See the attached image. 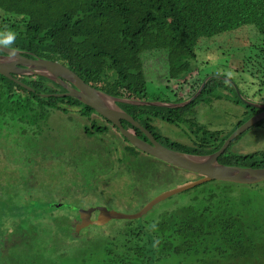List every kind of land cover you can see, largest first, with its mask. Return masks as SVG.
<instances>
[{
  "label": "trees",
  "instance_id": "trees-1",
  "mask_svg": "<svg viewBox=\"0 0 264 264\" xmlns=\"http://www.w3.org/2000/svg\"><path fill=\"white\" fill-rule=\"evenodd\" d=\"M247 25L258 30L264 45V0H0V40L6 39V33L15 34L14 42L7 46L26 52L28 57L34 55L58 60L90 85L112 95L147 101L181 102L194 95L202 84V80L196 77L195 82H191V90L185 95L165 85L163 88L171 89L176 95L174 100L150 97L145 65L148 54L158 53L160 61L168 67V78L181 80L197 71L195 61L201 41L217 38L228 42L233 38L236 42L242 35V28ZM235 31L239 32L238 37L230 35ZM14 77L31 89L0 74V138L2 132L9 131V134H20L24 144L38 137L47 141L58 139L53 135V126L48 125L47 121L53 109L67 113L70 107H78L80 113L89 120L94 113L100 117L93 108L74 97L53 95L65 92V89L46 77ZM216 87L221 91H231L234 98L229 99L247 108L245 118L237 122L234 130L260 111L243 102L231 82L219 78H210L200 95L182 107L119 104L165 146L207 155L217 151L233 132L212 130L196 121L195 107L206 99L210 100L206 95ZM213 98L220 99L223 95L220 93ZM159 120L188 127L194 133L187 136L193 140L192 143L173 141L164 136L155 125ZM102 121L98 126H85V133L83 130L84 135L95 138L93 150H86L85 145L76 151L73 158L65 160L68 165L83 171V176L82 172L77 171L75 175L67 171L62 173L66 187L70 189L71 186L83 185L89 189L91 196L96 195L94 197L98 199V195L106 190L103 187L100 189L99 182L102 179L112 175L124 176L127 172L130 174L129 163H136L140 170L132 172L131 177L129 175L134 194L128 200L132 203L147 192L143 185L146 179L144 170L149 176L151 171L159 173V170L153 164L152 168L144 166L146 162L140 157L142 152L130 143L124 148L129 156H134L132 161L127 156H120V151L117 155V149L107 143L106 147L98 148L97 140L104 145L105 142L95 137L96 133H106V123L111 124L105 118ZM263 121L255 126L261 125ZM122 124L127 129H133L137 136L147 139L141 130L129 122L123 120ZM241 135L230 143L218 161L226 165L264 167L263 151L242 154L232 150V145ZM45 143L36 144L42 146ZM2 146L0 142L1 150ZM33 146L31 143V148L35 151L39 149ZM94 152L99 154L104 166L115 163L114 173L93 174L89 163L88 168L83 169L89 162L87 157ZM1 154H4L3 150ZM123 163L127 164V172H123ZM99 168L103 171L105 167ZM163 173L164 177H169L168 172ZM78 180L81 181L77 183ZM221 182L223 186L215 192L211 189L200 191L203 195L194 197L197 205L188 203L146 220L142 217L154 207L137 218L113 219L123 222L103 228L105 232L90 231L87 237L93 234L94 237L89 241L86 238L83 243H80L82 235H74V226L68 220L66 239L82 248H76L75 253L83 264H169L168 261L174 255L188 258L182 264H264V218L259 219L264 212V205L256 207L260 195L256 186L260 182L248 185L251 189L247 193H236L234 190L235 185H247ZM99 189L101 193H98ZM22 195L19 201L27 204L33 193L23 187ZM120 203L129 205L125 199ZM43 214V224L36 219L22 217L9 227L6 226L0 233V264L58 262L59 256L50 254L51 247L39 245L40 227L48 234H59L61 229L53 224L55 216ZM113 227L117 229L114 234L111 233ZM103 237L109 240L104 249L105 254L100 256L92 248ZM209 253H213L211 258Z\"/></svg>",
  "mask_w": 264,
  "mask_h": 264
},
{
  "label": "rangeland",
  "instance_id": "rangeland-1",
  "mask_svg": "<svg viewBox=\"0 0 264 264\" xmlns=\"http://www.w3.org/2000/svg\"><path fill=\"white\" fill-rule=\"evenodd\" d=\"M242 29L243 30L240 32L242 34L241 36L238 35L239 32L237 31L230 34L237 37L239 36L236 42H234L233 38L228 42L220 41L217 38L212 40L213 43L211 39H207L205 42L201 41L200 47L198 46L197 48L199 55L195 61L197 71L192 72L181 80L168 78V67H166L163 61H160L161 57L158 53L148 54L145 59V65L146 74L149 79L150 97L158 96L160 98L174 100L177 98L176 95L171 89L163 88L165 85L168 84L172 86L174 91H180V95H185L191 90V82L194 83L196 77L202 80V83L207 77H210L225 79L231 82L236 91H239L238 94L242 101L244 97L245 99H251L257 102L260 99V95L261 98L264 99V45H262L260 34L254 26L247 25ZM181 88H183V90H181ZM251 90L254 91L253 94ZM220 93H222L223 98H213ZM254 97L255 99H253ZM206 98H210V100L206 99L194 109L196 121L201 125L212 130L230 133L234 131L237 122L245 118V110H247V108L242 103L237 104L230 100L234 98L231 91H221L220 88L216 87L211 93L206 95ZM70 108L71 109L68 110L67 113L60 112L57 109H53L49 112L47 118L48 125L50 124V126H53V135L59 137L58 139L51 138L47 141L38 137L24 144L20 139V134L18 135V133L14 134L12 132L9 134V131L4 130L0 138V142L3 143L2 150L4 153L1 154L2 150L0 148V233L5 230L6 226L9 227V225L22 217L33 218L38 220L40 224H43L42 221L45 220L42 216L43 213L55 216L53 217V224L61 228L60 231L58 230L59 234L53 232L48 234L45 232L44 228L40 227L38 231V240L41 247H51L52 253L50 254H52L53 257L59 256L56 264L84 263L80 260L81 258H79V255L75 253L76 248L78 250L82 248H80L79 244H76V242L71 243L66 239L68 236L67 230H69V218L66 219L63 216H68L69 214L73 215L74 210L76 212V217H78L77 212L79 208L92 206H105L118 212L133 214L159 194L173 189L180 184L193 181L195 178V174L193 173L171 166L164 161L142 152L140 157L146 162L143 165L152 168L151 165L153 164L155 168L159 170V173L150 170L151 174L149 176L147 171L144 170L146 179L143 185L147 189V192L143 197L134 199L132 203L128 200L132 198L134 194L131 188L130 177L132 172L137 173L140 170L136 163H129L131 169L130 174L127 172V164L123 163V172H127L124 176L112 175L102 179V181L99 182L100 189L102 190L101 187H103L106 190L104 193H101L99 189L98 193L101 194L98 195V199L94 197L96 195L91 196L89 189H85L83 185L80 187L71 186L70 189H67V184L66 181H64L65 179L62 173L67 171V173L69 172L71 175H75L77 171L82 172L83 176V171L81 169L78 170L72 165H68L65 160L73 158L76 155V151L83 149L85 145L87 146L86 150L92 151L95 146V138L84 135V128L85 126H98V124L101 125L103 122L97 114H93L92 119L89 120L80 113L78 107ZM106 125L108 127L107 132L104 134L96 133L95 136L102 138L105 145L100 143L102 141L97 140V147L101 149L110 145L113 149H117V155L120 151V156L129 157V161L134 160V156H129V152H126L124 148V146L129 145V142L120 135L116 128L108 123ZM155 125L164 136L169 137L173 141L185 143H192L193 141L187 136L193 135L194 133L188 127L185 128L184 125L176 126L161 120L157 121ZM55 130H58V132ZM186 130L187 135L185 134ZM41 142L46 143L42 146L36 144ZM31 143L34 145L33 147L39 149L35 151L30 147ZM232 150L242 154L256 151L264 152V121L261 125H254L244 131L239 139L232 145ZM58 159H60V161H56ZM87 159L89 162L84 165L83 169L88 168L89 163L93 174H101L103 172L106 174L114 173L113 168L116 166L115 163H112L111 166L113 167L109 165L104 166L97 152L90 154ZM101 166L105 167L103 171L99 168ZM163 172H168L169 177H164ZM184 173H190V175H184ZM80 181L81 180H78L77 183ZM222 186L223 183L221 181H210L203 183V185L200 184L192 189L177 193L156 204L154 208L142 218L144 220L152 217L154 218L166 210L180 208L189 205L188 203L197 205L194 201V197L202 196L203 194L200 191L211 189L212 192H215ZM23 187H27L33 193L32 199H30L27 204L19 201V198L23 197ZM256 187L260 191V195L256 200V207H261V205H264V181ZM250 189L251 187L248 185L247 187L234 186L236 193H247ZM15 197H17V199H15ZM123 199H125L129 205L125 203L126 206L120 203ZM57 204H64V207L55 208ZM260 218H264V212L259 216V219ZM27 221L26 225L28 226L29 223ZM122 222L123 220H111L103 226L90 225L81 233L82 239H80V243H83L86 238L88 239L87 241H89L94 237L93 233L90 238L87 237L90 231L105 232L103 228L112 227L113 224H121ZM116 230L117 229L113 227L111 233L114 234ZM74 235L76 237L79 236L76 233H74ZM116 236L118 238L120 237L118 234ZM108 240V238L103 237L92 250H95L97 254L102 256L105 254L104 249ZM212 255L213 253H209V258H211ZM187 259L188 258L185 256L181 257L179 255H174L168 263L182 264L184 261H187Z\"/></svg>",
  "mask_w": 264,
  "mask_h": 264
},
{
  "label": "water",
  "instance_id": "water-1",
  "mask_svg": "<svg viewBox=\"0 0 264 264\" xmlns=\"http://www.w3.org/2000/svg\"><path fill=\"white\" fill-rule=\"evenodd\" d=\"M13 51L16 55V61L14 63L9 62L7 59ZM25 54L26 52L24 51L0 44V74L22 84L29 89L31 88L19 81L16 77H14V75L42 76L58 83L65 89V92L53 95L60 97L70 96L78 99L83 104L93 108L99 115L109 120L119 129L120 134L141 152L164 161L171 166L187 170L188 172L196 175V178L193 181L180 184L173 189L159 194L157 197L147 202L139 211L133 214L118 212L105 206L79 208L78 213L80 218L78 223L75 224L76 234H78L81 229L90 225L103 226L113 219H132L143 216L162 200L210 181H225L241 185H251V183L264 181V167L257 168L251 166L245 167L239 165H226L218 161L219 156L226 151L230 143L235 140L236 137L264 120V105L256 104L255 102L249 101L243 97L242 99L247 105L262 107L263 110L243 122L228 136L223 145L214 153L207 155L187 153L174 150L162 144L155 138L151 131L144 127L125 109H123L119 103L123 102L136 105L182 107L191 103L200 95L210 77H207L204 80L198 91L193 96L184 101H147L112 95L100 88L90 85L76 72L58 60L46 59L34 55L33 57H28ZM237 92L239 93L238 90ZM47 95L49 96L50 94H44V96ZM123 120L141 130L147 139H143L131 130L125 128L122 124ZM55 206L64 207V204H57ZM69 207L72 208L71 206ZM94 212H97L96 218H92V214Z\"/></svg>",
  "mask_w": 264,
  "mask_h": 264
},
{
  "label": "flooded vegetation",
  "instance_id": "flooded-vegetation-1",
  "mask_svg": "<svg viewBox=\"0 0 264 264\" xmlns=\"http://www.w3.org/2000/svg\"><path fill=\"white\" fill-rule=\"evenodd\" d=\"M258 84H259V82H258ZM251 93L253 94L254 93V91L253 90H251ZM259 101H257V102H255L256 104H259V105H264V99L263 98H261V95L259 96ZM253 99H255V97L253 98ZM247 100H250V101H253V100H251V99H247ZM254 102V101H253ZM251 107H254V108H258V109H260V111H262L263 109H262V107H257V106H252V105H250ZM259 111V112H260ZM258 113V112H257ZM95 114V113H94ZM256 114V113H255ZM254 114V115H255ZM98 116V115H97ZM253 116V115H252ZM252 116H250V117H252ZM249 117V118H250ZM100 118L102 119V120H104V118H102L101 117V115H100ZM248 118V119H249ZM106 119V118H105ZM108 123V122H107ZM106 123V124H107ZM109 125H111V126H113L114 128H115V126L111 123H108ZM129 130H131V129H129ZM132 132H133V129L131 130ZM135 133V132H134ZM136 134V133H135ZM121 135V134H120ZM122 136V135H121ZM123 137V136H122ZM124 138V137H123ZM141 138H143V137H141ZM125 139V138H124ZM144 139V138H143ZM127 140V139H126ZM57 208V207H56ZM86 208V207H85ZM77 214H78V217H76V212L73 210V215H71V214H69L68 216H63V217H65L66 219H68L70 222H71V224L74 226V233H76V230H75V224H77L78 223V220H79V218H80V215H79V213L77 212ZM97 217V212H94L93 214H92V218H96ZM86 229V227L85 228H83V229H81L80 230V232L77 234V235H82L81 233L84 231ZM78 236V237H79Z\"/></svg>",
  "mask_w": 264,
  "mask_h": 264
},
{
  "label": "clouds",
  "instance_id": "clouds-1",
  "mask_svg": "<svg viewBox=\"0 0 264 264\" xmlns=\"http://www.w3.org/2000/svg\"><path fill=\"white\" fill-rule=\"evenodd\" d=\"M14 40H15V34L9 32V33H6V39L0 40V44H4V45L7 46V45L13 43ZM7 59H8L9 62H13V63H14V62L16 61V55H15V52H14V51L11 52ZM195 178H196V177H195ZM195 178H194V179H195ZM194 179H193V180H194ZM260 183H261V182H260ZM260 183H259V184H260ZM250 186H251V185H250Z\"/></svg>",
  "mask_w": 264,
  "mask_h": 264
},
{
  "label": "bare ground",
  "instance_id": "bare-ground-1",
  "mask_svg": "<svg viewBox=\"0 0 264 264\" xmlns=\"http://www.w3.org/2000/svg\"><path fill=\"white\" fill-rule=\"evenodd\" d=\"M244 133V132H243ZM187 171V170H186ZM259 183V182H258ZM251 184H256V183H251ZM191 189V188H190ZM183 192V191H182ZM175 195V194H174ZM171 197V196H170Z\"/></svg>",
  "mask_w": 264,
  "mask_h": 264
}]
</instances>
